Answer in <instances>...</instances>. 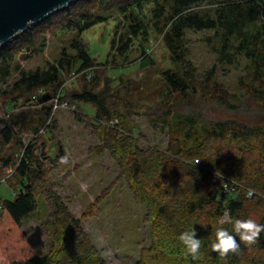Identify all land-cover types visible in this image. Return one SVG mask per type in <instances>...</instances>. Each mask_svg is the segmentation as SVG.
<instances>
[{
    "label": "trees",
    "instance_id": "1",
    "mask_svg": "<svg viewBox=\"0 0 264 264\" xmlns=\"http://www.w3.org/2000/svg\"><path fill=\"white\" fill-rule=\"evenodd\" d=\"M115 12L129 21L132 35L150 27L162 32L178 66L160 72V87L150 94L152 107L147 112L148 124L165 135V146L145 141L138 129L133 117L139 102L132 99L135 85L130 82L119 85L126 87L125 93H119L120 88L103 74L98 75L104 82L97 88L100 79L91 75L89 86L65 90L61 98L94 107L93 116L76 113L98 140L92 150L112 157L134 202L145 212L150 243L140 249L134 264H264V232L252 245L233 233L240 247L225 257L211 247L217 228L231 232L235 219L252 218L264 224V123L208 120L193 106V98L198 97L204 104L236 111L249 107L244 100L250 99L253 107L264 111V0H77L0 46V95L5 98L0 116V182L15 193L13 200L0 196V252L9 260L6 264H107L83 229L82 217L70 211L49 183L51 170L61 172L70 165L65 149L54 144L56 151L49 156L46 148V139L56 127L49 101L61 88L64 72H85L86 78V72L100 63L77 38L69 42L72 52L62 48L43 68L25 70L15 56L23 47L35 51L39 33L47 28L60 26L80 33ZM147 13L152 21L145 20ZM188 28L212 31L207 41L219 62L232 63L237 55L248 60L247 80H240L239 92L217 82L213 70L198 73L188 58ZM129 33L119 38L120 52ZM150 62L145 52L139 66L145 68ZM40 88L44 92L36 94L40 103L36 107L31 96ZM39 196L50 209L40 223L49 238L42 254L34 252L19 231L22 222L38 211ZM93 207L89 205L87 214ZM225 214L228 220L222 222ZM191 227L202 240L196 259L179 240V234Z\"/></svg>",
    "mask_w": 264,
    "mask_h": 264
},
{
    "label": "rangeland",
    "instance_id": "2",
    "mask_svg": "<svg viewBox=\"0 0 264 264\" xmlns=\"http://www.w3.org/2000/svg\"><path fill=\"white\" fill-rule=\"evenodd\" d=\"M137 17L143 18V15L137 13ZM152 19L151 13H147L145 20ZM129 24V21L115 12L104 21L95 23L80 33L54 26L39 33L34 43L35 51L23 47L15 56L16 62L25 70L43 68L47 62H52L58 57L62 48L72 52L69 42L72 38H77L84 43L90 56L100 63L86 72L87 79L84 78L85 72L76 74L73 71L64 72L61 88L49 101L52 107L50 119L55 120L56 127L50 140L46 139V148L49 156L56 151V148L51 147L54 144H61L65 149L70 165L61 172L57 169L51 170L49 183L66 201L70 211L76 217H82L83 229L107 264H134L139 257L140 249L150 243L149 226L144 218L143 208L133 200L127 181L123 176L119 177L120 170L115 161L108 153L100 155L92 150L98 140L78 121L76 113L93 116L94 107L84 103H79L78 106L68 97L61 96L65 90L81 89L87 85L91 75L98 77L99 74H103L106 76L105 80H111L113 87L120 88L119 93H125L126 89L119 85L126 84V81L130 82L135 85L130 92L132 99L139 102L138 113L133 117L138 129L143 133L145 141L159 147L165 146V135L156 132L148 124L147 112L150 110L149 107H152L150 94H154L153 90L160 87V72L167 68L178 70V66L172 61L162 32L150 27L146 31L140 30L136 35H132L129 33ZM127 33L128 44L120 52L119 38ZM211 34L210 30L186 29L188 58L196 65L199 74L213 70V78L217 82L239 92L240 80H247L249 62L243 55H237L232 63L219 62L207 41ZM145 52L150 55L151 62L147 67L141 68L139 64ZM29 54L30 56L26 58ZM101 78L102 76L97 78L101 82L97 88L104 82ZM43 92V88L37 89L31 96L32 99L35 101L36 94ZM4 100L5 98L0 95V116L5 111ZM193 102L194 109L200 111L208 120L234 118L250 124L264 123V111L253 107L250 99L244 100L249 107L242 106L236 111H229L219 105L204 104L198 97L193 98ZM34 103L36 107L40 105L37 101ZM43 132L41 131L42 134ZM49 158H45L47 165L50 163ZM252 193V190L248 191V195ZM0 196L10 200L15 198V193L5 181L0 182ZM38 200L40 203L38 211L22 222L19 231L24 234L32 250L42 254L47 249L49 238L40 228V223L48 217L50 209L43 197L39 196ZM92 203L93 210L87 214ZM6 263H9V260L0 252V264Z\"/></svg>",
    "mask_w": 264,
    "mask_h": 264
},
{
    "label": "water",
    "instance_id": "3",
    "mask_svg": "<svg viewBox=\"0 0 264 264\" xmlns=\"http://www.w3.org/2000/svg\"><path fill=\"white\" fill-rule=\"evenodd\" d=\"M77 0H0V46ZM228 219L225 214L224 220Z\"/></svg>",
    "mask_w": 264,
    "mask_h": 264
},
{
    "label": "clouds",
    "instance_id": "4",
    "mask_svg": "<svg viewBox=\"0 0 264 264\" xmlns=\"http://www.w3.org/2000/svg\"><path fill=\"white\" fill-rule=\"evenodd\" d=\"M64 161H67V157H64ZM201 226H204V224H201ZM262 232H264V224L252 218H238L235 219L231 232L224 227L217 228L215 239L211 247L214 251L218 252L220 256L225 257L230 251L235 252L240 247L233 233L238 234L240 240L252 245L256 243ZM179 240L186 246L187 254H190L193 259L199 257L202 240L196 236V229L194 227L181 232L179 234Z\"/></svg>",
    "mask_w": 264,
    "mask_h": 264
},
{
    "label": "built area",
    "instance_id": "5",
    "mask_svg": "<svg viewBox=\"0 0 264 264\" xmlns=\"http://www.w3.org/2000/svg\"><path fill=\"white\" fill-rule=\"evenodd\" d=\"M25 50V49H24ZM55 100H57V99H55ZM55 106H56V104H55Z\"/></svg>",
    "mask_w": 264,
    "mask_h": 264
}]
</instances>
